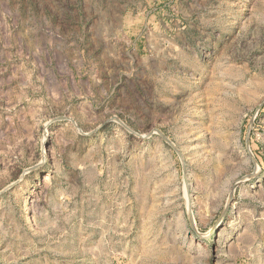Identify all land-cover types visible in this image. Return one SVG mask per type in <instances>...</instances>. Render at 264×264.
Listing matches in <instances>:
<instances>
[{"label":"rangeland","instance_id":"374dc122","mask_svg":"<svg viewBox=\"0 0 264 264\" xmlns=\"http://www.w3.org/2000/svg\"><path fill=\"white\" fill-rule=\"evenodd\" d=\"M0 264H264V0H0Z\"/></svg>","mask_w":264,"mask_h":264}]
</instances>
